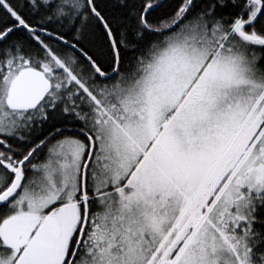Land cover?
<instances>
[{
	"label": "snow or ice",
	"instance_id": "6c2138e0",
	"mask_svg": "<svg viewBox=\"0 0 264 264\" xmlns=\"http://www.w3.org/2000/svg\"><path fill=\"white\" fill-rule=\"evenodd\" d=\"M0 264H264V0H0Z\"/></svg>",
	"mask_w": 264,
	"mask_h": 264
}]
</instances>
